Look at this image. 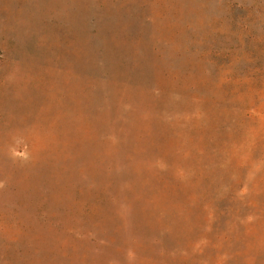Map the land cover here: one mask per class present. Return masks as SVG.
Returning <instances> with one entry per match:
<instances>
[{
  "label": "rangeland",
  "instance_id": "rangeland-1",
  "mask_svg": "<svg viewBox=\"0 0 264 264\" xmlns=\"http://www.w3.org/2000/svg\"><path fill=\"white\" fill-rule=\"evenodd\" d=\"M0 264H264V0H0Z\"/></svg>",
  "mask_w": 264,
  "mask_h": 264
}]
</instances>
